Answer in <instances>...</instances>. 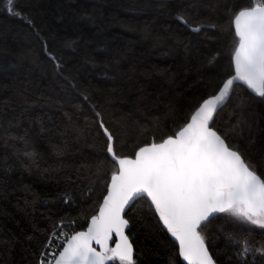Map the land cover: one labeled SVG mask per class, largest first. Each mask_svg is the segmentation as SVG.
I'll return each mask as SVG.
<instances>
[{"label": "trees", "instance_id": "obj_1", "mask_svg": "<svg viewBox=\"0 0 264 264\" xmlns=\"http://www.w3.org/2000/svg\"><path fill=\"white\" fill-rule=\"evenodd\" d=\"M251 6L0 0V264H38L59 223L86 229L117 168L101 123L121 157L176 133L233 74ZM214 127L264 176V97L236 85ZM124 216L133 264H183L146 198ZM202 234L215 264H264V229L219 214Z\"/></svg>", "mask_w": 264, "mask_h": 264}, {"label": "snow or ice", "instance_id": "obj_2", "mask_svg": "<svg viewBox=\"0 0 264 264\" xmlns=\"http://www.w3.org/2000/svg\"><path fill=\"white\" fill-rule=\"evenodd\" d=\"M12 2L8 0L9 5ZM180 19L187 23L183 16ZM232 23L238 38L232 56L234 74L216 94L203 100L176 133L140 147L134 158L121 157L115 153L113 135L101 123L108 141L106 152L118 165L106 195L87 230L61 232L64 239L53 245L50 258L40 264H109L117 260L133 264V248L125 234L129 221L124 214L144 198L178 242L179 256L186 264H214L202 233L216 214L264 229V176L229 143V135L214 127V115L238 82L264 97V0L239 10ZM113 236L115 246L109 247Z\"/></svg>", "mask_w": 264, "mask_h": 264}, {"label": "built area", "instance_id": "obj_3", "mask_svg": "<svg viewBox=\"0 0 264 264\" xmlns=\"http://www.w3.org/2000/svg\"><path fill=\"white\" fill-rule=\"evenodd\" d=\"M257 2H259V0H253V5ZM73 231V229H68L65 225L59 223L57 228H55L54 231L49 235L42 253L40 254L38 264H40L41 260L50 258L48 254L53 250V245L59 244V242L64 239V236L59 235L61 232L71 234ZM54 234H56L55 237Z\"/></svg>", "mask_w": 264, "mask_h": 264}, {"label": "water", "instance_id": "obj_4", "mask_svg": "<svg viewBox=\"0 0 264 264\" xmlns=\"http://www.w3.org/2000/svg\"><path fill=\"white\" fill-rule=\"evenodd\" d=\"M233 27H234V25H233ZM233 68H234V65H233ZM233 74H234V72H233ZM232 74V75H233ZM230 78V77H229ZM236 85H243L250 93H252L251 92V90H249L248 88H247V86L246 85H244V84H242V83H237V84H235L234 85V87L236 86ZM216 94V93H215ZM253 94V93H252ZM214 95V94H213ZM254 95V94H253ZM212 96V95H211ZM231 96V95H230ZM210 97V96H209ZM230 98V97H229ZM229 100V99H228ZM227 100V101H228ZM227 101L225 102V104L227 103ZM224 104V105H225ZM223 105V106H224ZM222 106V107H223ZM220 109V108H219ZM219 109H218V111H219ZM217 111V112H218ZM195 112V111H194ZM194 112L192 113V114H194ZM217 114V113H216ZM215 114V115H216ZM215 115H214V118H215ZM190 119V118H189ZM150 145V144H149ZM145 146H147V145H145ZM138 151V150H137ZM134 158V157H133ZM117 167H118V165H117ZM109 183H110V181H109ZM108 183V184H109ZM107 192V191H106ZM106 195V194H105ZM147 199V198H146ZM148 200V199H147ZM149 201V200H148ZM101 203H102V201H101ZM149 203H150V201H149ZM129 208H127L126 210H125V213L127 212V210H128ZM153 210H154V207H153ZM154 212H155V210H154ZM97 213H98V211H97ZM125 215V214H124ZM217 215H219V214H216V216ZM157 216V215H156ZM215 216V217H216ZM157 219L159 220V218H158V216H157ZM89 223H90V221H89ZM89 223H88V225H89ZM160 224H161V226L163 227V225H162V222H160ZM88 225H87V227H88ZM87 227H86V229L85 230H83V231H86L87 230ZM129 229V224H128V227L125 229V234H126V232H127V230ZM163 229L166 231V233H167V235L169 236V238L177 245V247H178V242H176L175 240H174V238L173 237H171V235L167 232V229L166 228H164L163 227ZM127 235V234H126ZM116 237L115 236H113V241H111V242H109V247H114L115 246V242H116ZM129 242L131 243V241H130V239H129ZM131 245H132V243H131ZM94 247H97V250H99V246H97V245H93ZM132 248H133V245H132ZM178 252H179V247H178ZM210 254V253H209ZM133 256H134V248H133ZM180 257V256H179ZM213 259V258H212ZM180 260H181V262L183 263V264H186V261H184L183 260V258L182 257H180ZM213 262H214V260H213ZM110 263V262H109ZM214 264H215V262H214Z\"/></svg>", "mask_w": 264, "mask_h": 264}]
</instances>
